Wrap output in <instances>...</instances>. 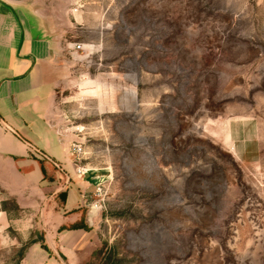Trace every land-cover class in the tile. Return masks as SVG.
I'll use <instances>...</instances> for the list:
<instances>
[{"label": "rangeland", "instance_id": "rangeland-1", "mask_svg": "<svg viewBox=\"0 0 264 264\" xmlns=\"http://www.w3.org/2000/svg\"><path fill=\"white\" fill-rule=\"evenodd\" d=\"M68 5L85 49L55 119L105 197L82 264H264V0ZM40 221L0 170V264L46 242Z\"/></svg>", "mask_w": 264, "mask_h": 264}, {"label": "crops", "instance_id": "crops-1", "mask_svg": "<svg viewBox=\"0 0 264 264\" xmlns=\"http://www.w3.org/2000/svg\"><path fill=\"white\" fill-rule=\"evenodd\" d=\"M70 1L0 0L1 187L41 212L49 248L31 243L21 264H82L95 249L96 214L81 204L91 183L77 173L72 143L55 119L59 89L70 85L73 73Z\"/></svg>", "mask_w": 264, "mask_h": 264}, {"label": "built area", "instance_id": "built-area-1", "mask_svg": "<svg viewBox=\"0 0 264 264\" xmlns=\"http://www.w3.org/2000/svg\"><path fill=\"white\" fill-rule=\"evenodd\" d=\"M73 50L76 51H83L84 44L78 42V43H73V46H71ZM84 147L81 145L79 142H73L71 145V154L72 156H80L81 154H84ZM76 171L79 175H85L88 170L85 169L84 166L76 164ZM95 196L94 198L92 195L88 193H82L81 197V204L83 207L87 208V212L89 214H96L97 212H101L102 209L104 208L105 205V197L102 195V188L100 185L97 186L95 190Z\"/></svg>", "mask_w": 264, "mask_h": 264}, {"label": "trees", "instance_id": "trees-1", "mask_svg": "<svg viewBox=\"0 0 264 264\" xmlns=\"http://www.w3.org/2000/svg\"><path fill=\"white\" fill-rule=\"evenodd\" d=\"M42 247L46 250H49L48 246L45 243L42 244Z\"/></svg>", "mask_w": 264, "mask_h": 264}]
</instances>
